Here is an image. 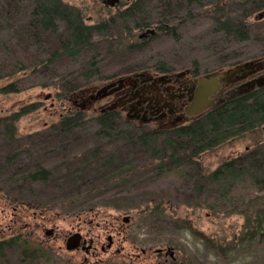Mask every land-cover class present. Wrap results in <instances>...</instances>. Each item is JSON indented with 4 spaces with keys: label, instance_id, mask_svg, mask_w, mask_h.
Here are the masks:
<instances>
[{
    "label": "trees",
    "instance_id": "16d2710c",
    "mask_svg": "<svg viewBox=\"0 0 264 264\" xmlns=\"http://www.w3.org/2000/svg\"><path fill=\"white\" fill-rule=\"evenodd\" d=\"M204 7L203 17L210 21L204 49L210 55H219L215 69L240 61L241 56L233 51L235 46L264 36V19L252 20L264 10V0H131L125 8L94 24H85L80 13L61 0H0V81L3 82L0 94L52 88L59 100H66L78 88L100 77L103 55L116 51L113 47L118 41L133 37V30L154 24L155 33L165 31L178 41L180 24L175 23L181 19L193 21L198 10ZM62 64L64 70L55 69ZM196 65L193 62L195 69ZM159 66L161 71L171 70L167 64L159 62ZM36 107L31 104L0 118V131L7 141L16 140L12 134L13 123ZM88 129L93 130V139L101 143H96L91 155L78 159L77 163L89 167L96 164L98 168L114 165L111 159H103L104 153L100 150H109L112 156L113 149L138 145L155 162L146 167L155 173L153 182L169 178L193 181L196 188L192 192L205 199L206 207L214 210L219 206L231 207L227 213L243 217L238 242L256 236L264 241V234L260 235L264 223V87L228 98L207 110L201 118L174 129L138 127L116 110L99 112L89 118L83 111L71 110L48 128L54 134ZM247 134H258L259 138L247 151L221 162L215 169L207 171L196 160L206 150ZM13 145L9 144V149L17 148ZM14 152L5 158L12 164L16 162ZM64 160L63 157V164ZM68 163L63 166L65 178L68 168L75 164ZM124 171L114 165L108 175L122 181ZM102 174L97 178L101 183L114 179ZM48 178L49 172L38 164L19 168L7 176L10 180H31L33 187L42 186ZM23 184L6 185L19 189ZM27 244L30 245L16 237L1 240L3 264H52V253L47 248L34 242Z\"/></svg>",
    "mask_w": 264,
    "mask_h": 264
},
{
    "label": "rangeland",
    "instance_id": "374dc122",
    "mask_svg": "<svg viewBox=\"0 0 264 264\" xmlns=\"http://www.w3.org/2000/svg\"><path fill=\"white\" fill-rule=\"evenodd\" d=\"M61 1L76 9L85 24H94L116 10L125 8L131 0H119L113 7L105 6L102 0ZM211 1L213 0H206ZM202 10H205V7L198 10L200 14L198 13L193 21L181 19L175 23L180 24L177 27L181 34L178 41L172 39L165 31L143 36L147 28L133 30V37L118 41L113 47L116 51L103 55L100 77L78 88L66 100H59L52 88H34L19 93L0 94V118L17 113L20 108L31 104L37 106L34 111L23 114L13 123L15 131L12 134L16 136V140L7 141L0 131V190L6 189L4 192L7 196L17 194L15 201L29 202L38 220L43 216L45 228H55L56 232H65L71 228L75 215L79 213L87 222L92 218V224H86L85 229L91 230L94 236L102 234V240L107 231H114L113 226L125 224L128 228L127 242H117L111 253L103 259L113 254L115 248L122 246L121 252L103 264H147L155 259L153 249L162 247L174 249L173 258L179 264H264L262 239L256 236L252 239L246 238L242 243L238 242L237 237L243 224L240 214L227 213L231 207L227 209L219 206L215 210L206 207L205 199L192 192L196 187L191 180L179 181L169 178L153 182L155 173L146 167L150 168L155 162L152 161L150 153L138 145H124L118 150L113 149L112 156H109V150H100L104 153L103 159L109 158L114 165L124 168V179L120 181L121 179L108 175L114 170L113 164L98 168L96 164L89 167L87 164L77 163L78 159L91 155L96 143H101V140L93 139L92 129L74 130L65 134H54L48 130L49 126L54 125L66 113L68 106H71V110L83 111L86 118L106 111L111 105V97H107L111 91L108 93L107 90L118 85L117 79H125L128 76L133 78L131 75L138 72L161 70L159 62L170 66L172 72L188 70L192 75L197 70V75L205 76L220 69L227 70L237 63L260 57L264 60V36H259L261 40L233 48L234 53L241 56L240 61L229 67L215 69L214 66L220 61L219 55H210L207 50L205 52L204 37L209 30L210 21L203 17ZM254 16L252 20L264 19V16L254 19ZM148 28L157 30L154 24ZM132 44L134 47L129 48ZM30 53L32 54V49ZM193 62L197 63L196 69ZM63 65L55 69L64 70ZM212 67L214 69H211ZM2 83L0 81V86ZM107 85L109 87L106 89ZM104 88L107 91L104 96L95 100L88 98ZM124 115L125 113L121 114L122 117ZM56 135L57 137H54ZM258 138V134H247L244 137L229 139L201 153L196 160L203 169L211 171L221 162L247 151ZM9 144H16L18 149H9ZM13 152L16 162L12 164L5 158L11 157ZM63 157L67 160H64V164ZM68 162L75 164L68 168L65 178L63 166ZM34 164L49 172L47 181L39 187H33L29 182H21L24 183L23 186L13 189V193L6 185L11 181L7 179L9 172ZM102 173L114 179L101 183L97 178L103 175ZM95 182L98 185L94 188ZM65 183L71 185L66 186ZM113 186L117 188L112 190ZM125 216H128L127 222L122 221ZM262 234L264 223L260 230V235ZM5 238L6 236H0V240ZM50 244L53 246L48 249L52 253V264H69L68 260H71V263L77 262L73 259L75 253L64 249L60 237L50 241ZM59 245H62L63 251L57 250ZM140 249L146 252L141 254ZM135 254H138V257H135ZM0 264H3L1 259Z\"/></svg>",
    "mask_w": 264,
    "mask_h": 264
},
{
    "label": "flooded vegetation",
    "instance_id": "af4514ba",
    "mask_svg": "<svg viewBox=\"0 0 264 264\" xmlns=\"http://www.w3.org/2000/svg\"><path fill=\"white\" fill-rule=\"evenodd\" d=\"M262 59L260 57L255 60ZM245 70H242L239 75ZM158 71L134 73L131 75L133 78L129 80L128 84L121 83V87L111 91V93L109 92L112 89H108L109 95L107 97H111L109 105L118 100L125 101L124 104L113 110H116L120 115L125 113L123 118L127 121H132L139 127L150 126L154 130L174 129L185 126L201 118L210 109H206L197 115L189 114L192 108L191 105L196 98V80L199 77H204V75H191L188 70L181 72H172L173 70L167 72ZM221 71L224 70L220 69L210 74H216ZM263 75L264 68L230 83H225L227 79L223 76L221 78V87L213 98L214 106L228 98L255 92L257 89L263 88L264 85L257 86L256 83L252 87L246 85L248 82ZM217 96H221V99L217 98ZM70 107H67L66 112L71 111ZM129 111L130 113H127ZM12 182L31 183L32 181L11 180L9 183ZM11 190L13 192V189ZM4 191L6 192V189L0 190V236H6L5 239L16 237L20 240L28 241L30 245L34 242L41 247L52 249L53 246L50 241L60 237L64 249L75 253L73 259H76L77 262L71 263L72 261L68 260L69 264H103L104 261L112 260L113 255L121 252L122 246L115 248L113 254L107 259H103L105 255L111 253L117 242H127L128 240V228L125 224L113 226L114 231H107L104 240H102V234L94 236L91 234V230L88 229L87 231L85 229L86 224H92V218L87 222L79 212V214L75 215L74 225L65 232H56L55 228L47 229L42 220L43 216H40L41 220H38L35 210H32L33 207L28 204L29 202L15 201L17 194H8L7 196ZM71 236L77 238V247L67 250L65 248L66 242ZM27 245L30 246L29 244ZM61 246H58V251H63ZM159 249L161 250H158V248L153 249L155 259L147 264H179L175 258L169 256L166 248L162 247ZM145 252L146 250L140 249L141 254ZM135 257H138V254H135Z\"/></svg>",
    "mask_w": 264,
    "mask_h": 264
},
{
    "label": "water",
    "instance_id": "95a60500",
    "mask_svg": "<svg viewBox=\"0 0 264 264\" xmlns=\"http://www.w3.org/2000/svg\"><path fill=\"white\" fill-rule=\"evenodd\" d=\"M118 1L119 0H102V3L105 6L113 7L118 3ZM263 16H264V11H261L254 16V19H259V18H262ZM147 34L154 35L155 29L147 28L142 35L145 36ZM263 68H264V60H250V61L243 62L241 64H237L219 73L209 74L204 77H199L196 80L197 82V90H196V95H195L196 98L191 105L192 108L189 114L197 115L201 113L202 111H205L206 109H209L214 106L213 98L221 87V83H222L221 78L223 76H225L227 79L225 83H230V82L238 80L239 78L246 77L247 75H250L254 73L255 71L261 70ZM242 70H245V71L242 72L240 76H235L239 74ZM131 79L132 78L130 76L126 77L125 79H118L117 80L118 85L114 87L113 89H119L122 85L121 83L127 84L129 80ZM255 83L257 84V86L264 85V75L258 79L248 82L246 85L252 87L253 84ZM108 87L109 85L106 86V89ZM105 93L106 91L104 88V90L97 91L95 95L89 96L88 98L90 100H95L98 97L104 96ZM217 98L221 99V96H217ZM124 103L125 101L118 100L115 103L108 106L106 110H113L117 107H120ZM127 221H128V216L123 217V222H127ZM75 247H77V238L75 236H71L67 240L65 248L67 250H71V249H74ZM158 250H161V249H158ZM166 251L169 254V256L173 258V249L171 247H167Z\"/></svg>",
    "mask_w": 264,
    "mask_h": 264
}]
</instances>
